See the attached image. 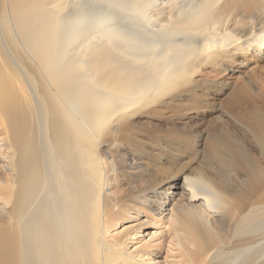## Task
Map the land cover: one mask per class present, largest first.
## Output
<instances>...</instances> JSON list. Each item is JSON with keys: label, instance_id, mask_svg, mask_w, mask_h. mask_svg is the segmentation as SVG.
<instances>
[{"label": "bare ground", "instance_id": "6f19581e", "mask_svg": "<svg viewBox=\"0 0 264 264\" xmlns=\"http://www.w3.org/2000/svg\"><path fill=\"white\" fill-rule=\"evenodd\" d=\"M82 2L0 0V264H264V0Z\"/></svg>", "mask_w": 264, "mask_h": 264}, {"label": "snow or ice", "instance_id": "6c2138e0", "mask_svg": "<svg viewBox=\"0 0 264 264\" xmlns=\"http://www.w3.org/2000/svg\"><path fill=\"white\" fill-rule=\"evenodd\" d=\"M80 7L90 12H98L101 14H107L105 19L107 22H119L121 33L128 39L143 40L140 25L143 21V16L146 11L154 5L152 3H138L135 7L138 9L134 22H129L130 17L124 14L125 10L129 7L127 3H122L121 0H83ZM142 82L139 79H134L130 82V87L134 90ZM161 88V92H163ZM148 102L151 103L156 97L151 95V89L144 93ZM145 108L144 103L134 105V110L139 113ZM142 119L139 114H133V110H125L122 114H117L112 121L113 129L119 133L118 147L122 146L125 151V162L134 164L140 160L139 153H146L152 144L156 142L157 135L160 129L155 126V123L151 126L147 124H139ZM182 119H188L187 116ZM162 123V122H157ZM147 158V157H145ZM143 167V163L138 165Z\"/></svg>", "mask_w": 264, "mask_h": 264}, {"label": "rangeland", "instance_id": "374dc122", "mask_svg": "<svg viewBox=\"0 0 264 264\" xmlns=\"http://www.w3.org/2000/svg\"><path fill=\"white\" fill-rule=\"evenodd\" d=\"M246 65V64H245ZM253 65V64H252ZM250 67H251V65L250 66H248V68H244V69H242L241 71L242 72H233V71H231V72H228V76H229V78L231 77V78H235L236 80H240L242 77H244V73H245V71H247V70H249L250 69ZM210 69H206V71H209ZM169 240V239H168ZM168 240L166 241V245H165V247H168L167 246V244H168ZM135 242V241H134ZM132 244V243H131ZM170 261H172V260H167V264H172V262H170Z\"/></svg>", "mask_w": 264, "mask_h": 264}]
</instances>
